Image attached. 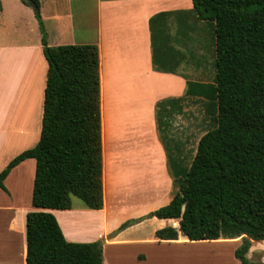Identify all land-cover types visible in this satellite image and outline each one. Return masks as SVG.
Wrapping results in <instances>:
<instances>
[{
  "label": "crops",
  "instance_id": "obj_1",
  "mask_svg": "<svg viewBox=\"0 0 264 264\" xmlns=\"http://www.w3.org/2000/svg\"><path fill=\"white\" fill-rule=\"evenodd\" d=\"M39 2L48 46L96 44L100 53L104 205L91 210L72 202L71 209L48 211L67 241L103 240L104 264L170 263L173 258L158 255L157 248L200 242L181 233L175 241L156 238L160 229H178V220L148 218L112 234L168 205L188 169L177 140L164 141L159 105L178 101L177 111L169 104L164 113L179 115L196 98L188 94L189 83L205 70L197 66V52L205 64L208 49H215L205 33L209 23L197 20L192 0ZM160 14L166 16L155 26L166 32L155 33L151 20ZM42 37L32 7L0 0V173L40 137L48 70ZM106 107L112 137L105 143ZM35 169V159L21 162L5 178L6 191L0 188V264H26Z\"/></svg>",
  "mask_w": 264,
  "mask_h": 264
},
{
  "label": "trees",
  "instance_id": "obj_2",
  "mask_svg": "<svg viewBox=\"0 0 264 264\" xmlns=\"http://www.w3.org/2000/svg\"><path fill=\"white\" fill-rule=\"evenodd\" d=\"M24 4L28 5L24 0ZM48 62L41 133L0 173L35 159L32 205L26 216V264H104L103 240H66L48 210L72 208L77 197L91 210L104 205L100 53L96 44L48 46L39 0H32ZM197 20L215 32L213 84L190 82L188 94L215 102L217 125L199 140L172 201L124 222L115 235L144 219H175L179 228L156 231L159 241L241 239V264L253 242L264 241V0H192ZM165 14L151 20L155 22ZM160 105L166 112L168 105ZM161 121V119H160Z\"/></svg>",
  "mask_w": 264,
  "mask_h": 264
},
{
  "label": "rangeland",
  "instance_id": "obj_3",
  "mask_svg": "<svg viewBox=\"0 0 264 264\" xmlns=\"http://www.w3.org/2000/svg\"><path fill=\"white\" fill-rule=\"evenodd\" d=\"M208 23L209 25H207L205 33L207 37L208 34L210 38L213 36L212 45H215L214 26L212 22ZM208 50L209 52L208 56L205 58V64L200 62L202 56H200L198 52L196 55L197 66L201 65L205 70L197 71L195 79L197 82L205 81L199 82L203 84H213L215 80V49L212 48L211 50L210 48ZM176 106L179 107V105H172L173 111H177V108L174 109ZM180 111L181 113L179 115H169L161 112L160 128L166 143L172 145L177 140L175 144L182 146V150L179 152H182L184 157L183 165L189 168L196 154L199 140L205 133L214 129L217 125V107L215 102L196 97L194 99H189L187 106L184 109L181 108ZM104 116L105 123L103 135L104 140L106 139V143V141L112 137V126L109 120L111 115L107 107ZM40 131L41 130H39V134L41 133ZM174 158L176 159V154H174ZM179 191L180 185L174 193V196ZM72 202L74 205L79 204L83 206L82 201L77 197H72ZM150 232L151 229L147 228L144 236L149 237L148 234ZM238 247L239 245L234 241H200L195 244H188L185 247L164 246L163 248H157V254L165 258H173L170 263L165 264H241L234 255ZM246 257L250 264H264V241L254 243ZM179 258H185L183 259L185 261H178Z\"/></svg>",
  "mask_w": 264,
  "mask_h": 264
},
{
  "label": "water",
  "instance_id": "obj_4",
  "mask_svg": "<svg viewBox=\"0 0 264 264\" xmlns=\"http://www.w3.org/2000/svg\"><path fill=\"white\" fill-rule=\"evenodd\" d=\"M30 7L35 8L36 5L32 0H24Z\"/></svg>",
  "mask_w": 264,
  "mask_h": 264
}]
</instances>
